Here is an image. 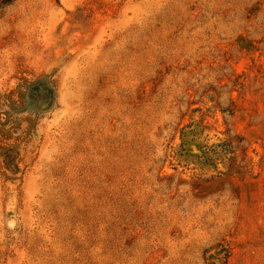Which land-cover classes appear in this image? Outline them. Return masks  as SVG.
I'll return each instance as SVG.
<instances>
[{
	"label": "rangeland",
	"instance_id": "obj_1",
	"mask_svg": "<svg viewBox=\"0 0 264 264\" xmlns=\"http://www.w3.org/2000/svg\"><path fill=\"white\" fill-rule=\"evenodd\" d=\"M39 74L0 264H264V0H0V96Z\"/></svg>",
	"mask_w": 264,
	"mask_h": 264
},
{
	"label": "trees",
	"instance_id": "obj_2",
	"mask_svg": "<svg viewBox=\"0 0 264 264\" xmlns=\"http://www.w3.org/2000/svg\"><path fill=\"white\" fill-rule=\"evenodd\" d=\"M57 85L52 74L24 79L17 88L0 96V158L2 175L16 179L20 171V145L32 135L38 121L56 106Z\"/></svg>",
	"mask_w": 264,
	"mask_h": 264
}]
</instances>
